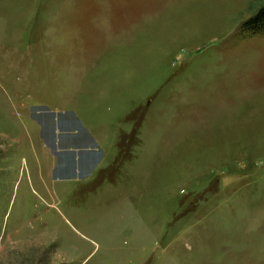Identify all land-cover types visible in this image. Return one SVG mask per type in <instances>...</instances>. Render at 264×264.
Returning a JSON list of instances; mask_svg holds the SVG:
<instances>
[{
    "label": "rangeland",
    "instance_id": "374dc122",
    "mask_svg": "<svg viewBox=\"0 0 264 264\" xmlns=\"http://www.w3.org/2000/svg\"><path fill=\"white\" fill-rule=\"evenodd\" d=\"M263 6L0 0V264H264Z\"/></svg>",
    "mask_w": 264,
    "mask_h": 264
},
{
    "label": "trees",
    "instance_id": "16d2710c",
    "mask_svg": "<svg viewBox=\"0 0 264 264\" xmlns=\"http://www.w3.org/2000/svg\"><path fill=\"white\" fill-rule=\"evenodd\" d=\"M245 27L251 35L264 34V6L246 22Z\"/></svg>",
    "mask_w": 264,
    "mask_h": 264
},
{
    "label": "crops",
    "instance_id": "0c3cea01",
    "mask_svg": "<svg viewBox=\"0 0 264 264\" xmlns=\"http://www.w3.org/2000/svg\"><path fill=\"white\" fill-rule=\"evenodd\" d=\"M96 137H97V136L91 134V138H92L93 141L95 142L94 144H96V142H98V141H99V143H100V140H101V139L96 138ZM96 145H97V144H96ZM89 147H90V146H88V145H86V144L83 143V145L81 146L80 152H81L82 150H86L87 153L93 152V150H89ZM93 147H94V145L92 146V148H93ZM96 152H97V151H96ZM82 159H83V158H82Z\"/></svg>",
    "mask_w": 264,
    "mask_h": 264
}]
</instances>
